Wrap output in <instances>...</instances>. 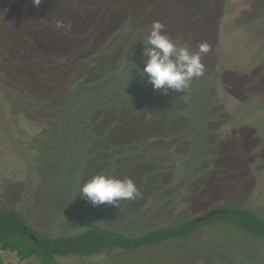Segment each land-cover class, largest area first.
I'll return each instance as SVG.
<instances>
[{
    "label": "rangeland",
    "instance_id": "obj_1",
    "mask_svg": "<svg viewBox=\"0 0 264 264\" xmlns=\"http://www.w3.org/2000/svg\"><path fill=\"white\" fill-rule=\"evenodd\" d=\"M157 20L193 52L209 45L184 93L140 75ZM81 133L130 135L88 167ZM101 171L130 177L140 195L92 206L78 191ZM220 204L264 219V0H0L1 208L49 236L91 226L136 236ZM57 263L264 264V241L217 223Z\"/></svg>",
    "mask_w": 264,
    "mask_h": 264
},
{
    "label": "trees",
    "instance_id": "obj_2",
    "mask_svg": "<svg viewBox=\"0 0 264 264\" xmlns=\"http://www.w3.org/2000/svg\"><path fill=\"white\" fill-rule=\"evenodd\" d=\"M213 209L219 212L205 219L191 218L180 223L155 227L136 236L103 226L87 227L68 236H49L31 228L21 212L0 207V251L15 252L19 263L34 258L39 264H58L59 256H91L109 253L115 249L134 251L167 240L188 237L202 226L217 223L242 229L254 239L264 241V219L253 209L229 204H220Z\"/></svg>",
    "mask_w": 264,
    "mask_h": 264
},
{
    "label": "clouds",
    "instance_id": "obj_3",
    "mask_svg": "<svg viewBox=\"0 0 264 264\" xmlns=\"http://www.w3.org/2000/svg\"><path fill=\"white\" fill-rule=\"evenodd\" d=\"M42 0H33L39 6ZM64 22L58 20L57 28H63ZM160 21H153L147 30L146 38L142 40L144 48L142 55L146 57L140 75L147 76V83L155 90L167 94L169 90L184 93L190 81L204 75L205 65L202 55L210 51L206 42H201L198 51L193 52L187 46H182L163 31ZM78 193L92 206L101 204L118 205L117 201L132 200L140 195L139 189L130 177H117L107 171L92 175L80 185Z\"/></svg>",
    "mask_w": 264,
    "mask_h": 264
},
{
    "label": "crops",
    "instance_id": "obj_4",
    "mask_svg": "<svg viewBox=\"0 0 264 264\" xmlns=\"http://www.w3.org/2000/svg\"><path fill=\"white\" fill-rule=\"evenodd\" d=\"M198 106V105H197ZM195 108V106H194ZM130 134L118 133V134H105L100 133H81L79 135L80 141L83 142L80 147V151H85L89 156L86 165L90 166H103L108 163V154L110 151L118 148L121 142L128 140ZM128 137V138H127ZM77 146H74V148ZM118 171V170H117ZM34 258L25 259L19 263V259L15 252L12 251H0V264H39L37 261H33ZM32 261V262H29Z\"/></svg>",
    "mask_w": 264,
    "mask_h": 264
},
{
    "label": "water",
    "instance_id": "obj_5",
    "mask_svg": "<svg viewBox=\"0 0 264 264\" xmlns=\"http://www.w3.org/2000/svg\"><path fill=\"white\" fill-rule=\"evenodd\" d=\"M218 212H219L218 210L213 209L210 212H208L206 215L197 217L196 219L202 220V219H205L206 217L212 216L213 214L218 213Z\"/></svg>",
    "mask_w": 264,
    "mask_h": 264
}]
</instances>
